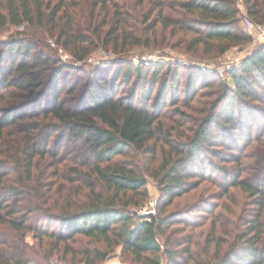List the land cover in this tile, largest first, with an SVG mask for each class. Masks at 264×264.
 <instances>
[{"label":"trees","instance_id":"trees-1","mask_svg":"<svg viewBox=\"0 0 264 264\" xmlns=\"http://www.w3.org/2000/svg\"><path fill=\"white\" fill-rule=\"evenodd\" d=\"M241 1L264 23V0ZM240 21L238 0H0V28L41 27L76 60L100 46L154 47L159 35L185 51L221 53L247 41ZM24 31L0 42V264H100L118 245L135 264H264V124L252 139L244 120L240 148L232 137L236 110L264 118V44L205 92L189 72V103L173 97L162 112L163 91L180 86L178 66L162 77L155 66L136 99V87L124 94L114 83L133 74L147 81L142 65L68 66ZM147 177L158 212L138 216ZM232 189L254 198L249 218L239 217ZM212 190L224 202L206 212V232L195 234L203 222L164 214L175 199ZM188 227L189 238H179Z\"/></svg>","mask_w":264,"mask_h":264},{"label":"rangeland","instance_id":"rangeland-1","mask_svg":"<svg viewBox=\"0 0 264 264\" xmlns=\"http://www.w3.org/2000/svg\"><path fill=\"white\" fill-rule=\"evenodd\" d=\"M238 6L241 12V21L240 28L243 30L245 35L247 36V41L240 44L231 45L223 52H217L210 54H198L192 53V51H185L181 47H175L176 45L169 40H164L158 36L160 42L156 44L154 47H136L126 52L116 53L112 49H106L104 47H98L94 49L85 59L76 60L72 57L70 52L64 49L62 46L55 42V39L49 36L43 28L41 27H32L27 28L24 31L25 26H7L5 28H0V42H5L8 38L17 31H24L21 35L29 36L30 34L34 36L36 40L37 48L43 51L44 53L52 56L53 58L60 59L64 64L68 66H76L80 68H84V70L95 67V66H109L112 71H115L116 68H121V70H125L127 64H133L135 66L142 65L143 72H147V81L136 78L135 74H133L129 84L121 79H118L114 85L119 88L120 91H124L128 94L131 92L134 87L137 89V93L135 95L136 99H141L143 97V93L147 91L149 88V81L153 76V70L155 66L161 67V72L159 77L163 76L167 65L172 64V68L174 66H178L179 73L181 75L180 86L177 90L167 89L163 91L162 95L163 99L166 100L167 107L163 109L162 112L166 110L171 111L174 107L172 105V98H178V105L183 104L184 102L189 103V72H193L192 79L194 81V87L197 93L205 92L207 90L206 87H203V84L210 83L213 86H217L218 79L223 81L229 80L228 70L234 66H238L243 58L249 55L252 51L257 49L258 47L264 44V40L258 39L256 37L255 32L249 30L246 24V18H248L245 14V8L242 4L241 0H238ZM169 30V29H168ZM175 42V41H174ZM202 50V49H201ZM103 51L110 53L109 57L105 56ZM4 56V62H8V57ZM92 57L91 60H88ZM152 65V66H151ZM203 65L204 67H201ZM76 72H71V78L76 76ZM132 74V73H130ZM172 74V73H171ZM110 78V75H109ZM135 83V84H134ZM159 89V80L158 83L154 85L153 94L149 102H153L155 95L157 94ZM123 94V93H121ZM124 96V95H123ZM194 100V99H193ZM0 104H2L0 102ZM151 104V103H149ZM190 104H194V101H191ZM263 106V103H258ZM27 110H25L26 112ZM238 110L235 111L236 120L238 121V125L240 128L236 129V131L232 132V137L237 140L238 147L240 148L243 142L246 140V129L243 128V122L246 120L249 123V132L252 135V139L255 138V135L258 132L257 126L259 124H264V118H257L255 116H250L246 114L243 117L239 116L237 113ZM242 125V126H241ZM240 131L243 133L241 134ZM264 134V130L262 132ZM221 140V139H220ZM216 142L215 146H217ZM219 144V143H218ZM255 146V141L249 145L245 152L251 151L252 147ZM238 150V149H237ZM240 151V149H239ZM127 152L129 154L137 155L135 151L129 149ZM233 152H236L233 150ZM210 156V155H209ZM144 158H148L147 156H141L142 161ZM147 191H148V199L145 203L137 208H134L135 212L138 216H146L148 214H157V198L158 191L156 188V183L151 177H147ZM235 193L233 197L236 202H231L235 204V208H238L239 217L249 218L250 214H253L257 209L254 204V198L248 197V195L238 189H232ZM213 196L207 197L199 196V194H188L183 197L177 198L173 201L171 205H169L164 214H170L172 219L174 220H186L187 222H203L202 226H199L195 229V234H199L200 229H204L205 232L210 227V220L207 215V211L210 208H215V212L220 210V204L224 202V197L220 194L219 190H212ZM180 225V224H179ZM204 232V234H205ZM191 233V228L188 227L182 234L178 235L179 238L188 239ZM27 241L29 243H34V240L31 238V235L28 234ZM86 241L74 243L73 246H80L81 244H85ZM99 247H102V244H97ZM186 243L182 246H185ZM182 248V247H180ZM100 264H135L131 261V258L128 257L127 254L123 253L122 246H115L112 251L107 255L105 260H103Z\"/></svg>","mask_w":264,"mask_h":264},{"label":"built area","instance_id":"built-area-1","mask_svg":"<svg viewBox=\"0 0 264 264\" xmlns=\"http://www.w3.org/2000/svg\"><path fill=\"white\" fill-rule=\"evenodd\" d=\"M246 24L249 30H252L253 32H255L256 37H258V39L264 40V23L252 21L249 18H246ZM103 53L107 57H109L110 55V53H107L105 51H103ZM91 59L92 57H90L88 60H91ZM200 66L204 67L203 65H200Z\"/></svg>","mask_w":264,"mask_h":264}]
</instances>
